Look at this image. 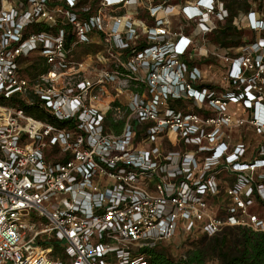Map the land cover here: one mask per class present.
<instances>
[{
	"label": "built area",
	"instance_id": "built-area-1",
	"mask_svg": "<svg viewBox=\"0 0 264 264\" xmlns=\"http://www.w3.org/2000/svg\"><path fill=\"white\" fill-rule=\"evenodd\" d=\"M229 225L264 231V0H0V264Z\"/></svg>",
	"mask_w": 264,
	"mask_h": 264
},
{
	"label": "trees",
	"instance_id": "trees-1",
	"mask_svg": "<svg viewBox=\"0 0 264 264\" xmlns=\"http://www.w3.org/2000/svg\"><path fill=\"white\" fill-rule=\"evenodd\" d=\"M233 2L229 5L235 14L238 7L232 6ZM236 2L239 7L247 6L246 2ZM238 32L239 29L227 22L218 30L215 38L221 43H226L230 41L228 36H231V41H234L233 37L237 36ZM192 243L193 245L177 258L170 256L157 244L142 246L139 250L145 253L148 264H202L212 258H216L219 264H264V231L229 225L212 235L202 233ZM60 249L58 242H54L53 252L57 253Z\"/></svg>",
	"mask_w": 264,
	"mask_h": 264
},
{
	"label": "rangeland",
	"instance_id": "rangeland-1",
	"mask_svg": "<svg viewBox=\"0 0 264 264\" xmlns=\"http://www.w3.org/2000/svg\"><path fill=\"white\" fill-rule=\"evenodd\" d=\"M232 6L238 7L237 12L246 10V7H247V6L246 7H244V6L239 7L238 2H236V1L232 3ZM224 25H222V27H224ZM242 28L243 27L237 28V29H239L240 32H238L239 34H237V36L239 35L238 37L236 35L233 37L234 41H231L232 37L228 36V39H230V41H228L226 43H221L220 41H218L215 38V34L218 31L215 32L214 34H209L208 37L212 41L220 42L222 45H227L229 43H240V41L242 40V37L245 35H248V32ZM215 201H217V199H215ZM200 234H202V232H189V233H187V232L183 231V229L179 228V229H177V231L174 233V235L171 238L161 240L157 243V245H158V247L164 249V251L166 253H168L170 256L177 258L180 255H182L187 248H190L193 245V243H192L193 240H195L197 237H199ZM5 264H8V263H5ZM202 264H219V263H218V260L216 258H212V259L206 260Z\"/></svg>",
	"mask_w": 264,
	"mask_h": 264
},
{
	"label": "crops",
	"instance_id": "crops-1",
	"mask_svg": "<svg viewBox=\"0 0 264 264\" xmlns=\"http://www.w3.org/2000/svg\"><path fill=\"white\" fill-rule=\"evenodd\" d=\"M242 29H245L248 32V35H253L254 34V32L252 30H250L249 28L243 27ZM202 65H203V63H202ZM205 70L209 73L210 76H212L214 78L218 77V75L220 73V70L218 69V67L216 65L211 66L209 71H208L207 67L205 68Z\"/></svg>",
	"mask_w": 264,
	"mask_h": 264
}]
</instances>
